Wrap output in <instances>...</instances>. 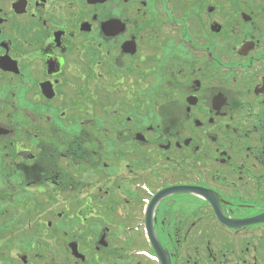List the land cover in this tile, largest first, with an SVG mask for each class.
<instances>
[{
    "label": "flooded vegetation",
    "instance_id": "obj_1",
    "mask_svg": "<svg viewBox=\"0 0 264 264\" xmlns=\"http://www.w3.org/2000/svg\"><path fill=\"white\" fill-rule=\"evenodd\" d=\"M0 217V264H264V0H0Z\"/></svg>",
    "mask_w": 264,
    "mask_h": 264
},
{
    "label": "rangeland",
    "instance_id": "obj_2",
    "mask_svg": "<svg viewBox=\"0 0 264 264\" xmlns=\"http://www.w3.org/2000/svg\"><path fill=\"white\" fill-rule=\"evenodd\" d=\"M5 193H6V192H5ZM6 195H7V194H6ZM8 208H9V207H8ZM8 208H7V209H8ZM9 211L11 212V215H16V216H18V215H23V219H26V218H27L26 213L28 212V209H20V208L17 209V208L14 207V208H10ZM3 222H4L3 219L0 217V225H2V227H3ZM15 226H16V225H15ZM23 232H24V229L21 230V231L19 230V231H18V234H20V235H21V234H24ZM7 234H8V233L4 232V235L2 236V238H4V239H2L1 242H3L4 240L8 239ZM18 234H17V235H18Z\"/></svg>",
    "mask_w": 264,
    "mask_h": 264
}]
</instances>
